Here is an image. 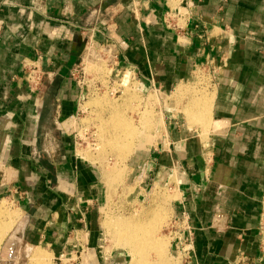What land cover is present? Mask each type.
Instances as JSON below:
<instances>
[{
  "label": "crops",
  "instance_id": "1",
  "mask_svg": "<svg viewBox=\"0 0 264 264\" xmlns=\"http://www.w3.org/2000/svg\"><path fill=\"white\" fill-rule=\"evenodd\" d=\"M108 40L144 91L172 98L211 78L208 131L172 110L166 143L129 162L133 186L171 187L172 219L194 235L182 264L241 252L264 264V0H0V200L20 206L16 232L68 264L76 248L88 258L75 264L131 263L123 250L101 256L98 169L61 135L85 96L71 73L89 42ZM39 56L34 88L24 65Z\"/></svg>",
  "mask_w": 264,
  "mask_h": 264
},
{
  "label": "rangeland",
  "instance_id": "2",
  "mask_svg": "<svg viewBox=\"0 0 264 264\" xmlns=\"http://www.w3.org/2000/svg\"><path fill=\"white\" fill-rule=\"evenodd\" d=\"M95 68L99 74L86 70L89 95H85L81 101L74 116L75 120L63 122L61 135L69 136L78 156L98 169L99 199L95 206L100 212L103 234L99 252L106 258L116 250L126 251L132 264L143 258L146 264H182L184 254L176 248L181 225L174 224L172 219V200L175 196L171 187L154 184L142 190L140 183L133 186V181L130 180L133 171L129 162L139 151H149L157 144L166 143L164 135L167 130V115H170L172 110L183 116L186 113L190 126L208 131L211 126V120L206 118L209 111L204 112L200 105L204 101H209L208 88L211 78L200 75L199 87L184 89L182 92H176L177 96L168 98L165 93L141 89L134 70L119 73L117 68L116 71H112V67L109 68L106 63L96 64ZM76 76L83 77L82 74ZM84 89L88 90L87 87ZM193 103H197V107L189 108ZM199 113L203 115L200 116ZM202 117L206 120L202 121ZM69 126L72 131L68 130ZM128 146L130 150L125 149ZM20 209V206L11 200H0V263L3 262L1 257L3 248L9 240L15 239L17 242L15 264H68L65 263L63 255H55L47 246L32 242L34 239L27 240L26 230L20 233L19 237L16 236V231L24 222V215ZM159 211L163 212L164 218L161 220L163 222L158 221V224L153 220ZM126 221L144 224L151 227L150 230H155L154 238L165 240L168 244L165 246L166 254L163 252L162 256L158 255L151 248L145 255L135 257L129 246L119 238L124 230L121 222ZM72 239L79 244L83 242L80 240L81 236L77 234H74ZM12 248L13 252L9 259L15 254L13 245ZM82 254H85L83 256L87 260L85 251L76 248L69 256V260L72 261L69 264H75L73 260L77 261L78 256Z\"/></svg>",
  "mask_w": 264,
  "mask_h": 264
},
{
  "label": "built area",
  "instance_id": "3",
  "mask_svg": "<svg viewBox=\"0 0 264 264\" xmlns=\"http://www.w3.org/2000/svg\"><path fill=\"white\" fill-rule=\"evenodd\" d=\"M42 61H43L42 57L39 56V59L37 61L30 62L24 65L27 74L26 81L31 87L38 88L43 82L44 72L42 68L39 66ZM103 63H106L109 68L112 67V71H116V68L118 67L119 64V56L117 50L115 49L114 44L111 43L109 40L105 41L101 45L97 44L95 41L89 42L85 54L82 57V61L74 67L71 73V77L76 81L78 87L85 92L86 96L89 95V90H90V87L86 85V77L88 76L86 70H89V72L94 71L97 72V74H99L98 69H96L95 66L96 64H103ZM118 71L119 73L123 72L121 70ZM77 74H82L83 77L82 78H80L81 76L77 77L76 76ZM85 87H87L88 90H85L84 89ZM72 120H75V118H72ZM68 130L72 131L71 126L68 127ZM174 224L181 225V234L180 237H178L177 239L176 248L178 250H181V252H183L184 257H187L192 252L193 249L194 235L186 219L178 221L177 223L174 222ZM260 232H261V245L262 248L264 249V215L260 224ZM248 262H249L248 256L244 252H241L235 264H248Z\"/></svg>",
  "mask_w": 264,
  "mask_h": 264
},
{
  "label": "bare ground",
  "instance_id": "4",
  "mask_svg": "<svg viewBox=\"0 0 264 264\" xmlns=\"http://www.w3.org/2000/svg\"><path fill=\"white\" fill-rule=\"evenodd\" d=\"M183 90V89H182ZM180 90V91H182ZM197 103H195L196 105ZM198 104H201V103H198ZM194 106V105H193ZM201 106V105H200ZM210 100L209 101H204V103H202V110H204V112H208V109L210 108ZM197 107V106H195ZM199 109V107H198ZM210 111V110H209ZM200 112V111H199ZM191 113L188 112V114ZM205 113V115H207ZM200 114V113H199ZM209 114V113H208ZM191 115V114H190ZM203 115V114H202ZM200 114V116H202ZM192 117V116H191ZM210 117V116H209ZM205 118V117H204ZM208 118V116L206 117ZM203 120V117L201 118ZM217 123V122H216ZM214 124L213 122L211 123V125ZM218 125V124H217ZM118 126V125H117ZM217 127V126H216ZM219 127V128H218ZM217 128L220 129V125L218 126ZM116 128V127H115ZM118 128V127H117ZM135 131V130H134ZM129 132V131H128ZM127 133V132H126ZM128 134V133H127ZM126 135V134H124ZM125 137V136H124ZM127 138V137H126ZM129 138V137H128ZM127 138V139H128ZM127 139H124V140H127ZM131 140V139H130ZM118 141V140H117ZM128 141V140H127ZM122 142V141H121ZM120 142V143H121ZM124 142V141H123ZM132 142V141H130ZM118 143V142H117ZM126 144V143H124ZM128 144V143H127ZM120 145V144H119ZM122 146V145H121ZM123 147V146H122ZM130 146H128V148H125L127 150H130L129 148ZM133 147V146H131ZM132 152V151H130ZM122 153V152H121ZM127 157V156H126ZM10 218V217H9ZM8 218V220H9ZM11 218H13L11 216ZM10 218V219H11ZM163 212H156L155 214V218L153 220V222H156L158 223V221L160 223L161 220L163 219ZM7 220V221H8ZM165 220V219H164ZM123 224V227H124V230L120 233V236L119 238L121 240L124 241V243H126V245L129 246L130 248V251L131 253L135 256V257H139V256H143L147 253V251H149L151 248L154 249L158 255H161L163 254V252L165 253V246L168 245L165 240H157L156 238H154V231L150 230L151 227L149 228L147 225H144V224H139V223H134V222H131V221H126V222H121ZM159 224V223H158ZM157 225V224H156ZM154 226V225H153ZM146 227V228H145ZM156 227V226H155ZM154 229V228H153ZM1 234V233H0ZM2 237V236H1ZM2 239V238H1ZM12 241H8V243L5 245V247L3 248V251H2V260L4 262V264H7V261L9 260V257H11V254L13 252V248H12ZM168 242V241H167ZM1 243V241H0ZM170 244V242H169ZM166 250H167V247H166ZM166 254V253H165ZM132 264V263H131ZM133 264H146V261L144 260H140L139 261H135L133 262Z\"/></svg>",
  "mask_w": 264,
  "mask_h": 264
},
{
  "label": "water",
  "instance_id": "5",
  "mask_svg": "<svg viewBox=\"0 0 264 264\" xmlns=\"http://www.w3.org/2000/svg\"><path fill=\"white\" fill-rule=\"evenodd\" d=\"M16 233V232H15ZM16 236L17 237H19V234L18 233H16ZM8 241V240H7ZM10 241H12V245L14 246V251H15V254L12 256L13 258H10L9 259V263L8 264H15V258H16V249H17V242H16V240L14 239V240H10ZM7 243V242H6ZM2 256V255H1ZM0 264H4L3 262H1Z\"/></svg>",
  "mask_w": 264,
  "mask_h": 264
}]
</instances>
